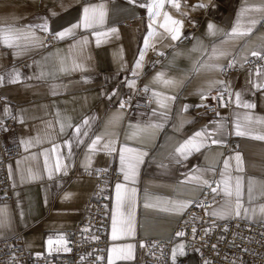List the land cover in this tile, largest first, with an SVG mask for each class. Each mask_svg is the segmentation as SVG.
Here are the masks:
<instances>
[{"label": "crops", "instance_id": "obj_1", "mask_svg": "<svg viewBox=\"0 0 264 264\" xmlns=\"http://www.w3.org/2000/svg\"><path fill=\"white\" fill-rule=\"evenodd\" d=\"M148 2L150 0H135L132 4L128 0H0V29H24L34 33L40 41L43 34L54 40L53 45L42 42V45L35 46L20 40L16 42L19 47H8L0 42V76L5 77L0 85V120L12 122L11 128L2 135V142L15 143L20 148V154L6 165L11 201L0 202V208L6 207L9 214L7 226L0 228V240L20 232L25 249L42 252L47 237L60 236L62 231L71 229L77 222L93 183L92 178L82 174L107 167L120 171L122 176L108 191V243L102 264H109V250L113 248L122 251L111 253L112 264H142L144 240L172 236V228L182 211L196 200L202 189L185 182L194 166L207 169L204 178L214 182L231 177L230 183L234 185L236 178L240 177L244 186L242 202L245 207H250L247 196L249 179L254 182L257 192L264 184V141L236 135L234 122L240 119L243 126L242 117L246 113L264 118V89L257 91L250 83L264 82V59L258 67L242 69L227 77H222L221 72L207 70L196 74L191 71L193 63L208 57L190 50L196 43L195 38L209 52L213 45H220L226 39L223 34L208 35L209 22L230 32L238 18L246 28L249 19L255 17L259 22L252 32L235 42L229 41L225 47L230 54L218 62L222 65L235 59L233 67H241L253 51L264 55V48L260 47V38L264 37V18L251 11L239 16L242 8L259 7L264 0H180L179 11L165 0V6L159 9L160 15L154 17L156 35L149 37V46L145 49L144 38L148 34L150 20L147 8L138 5ZM199 3L208 7L196 10L190 7ZM100 5L105 12L103 22L92 27L83 26V8H99ZM165 12L173 19L184 21L181 37L176 41L171 40L170 33L159 26L164 23ZM181 13H187V17ZM45 21L47 32L38 27ZM76 24L81 26L63 38L55 35ZM29 25L33 27L27 29ZM188 26H192V30H187ZM169 27H172L170 23ZM113 28L117 31L111 32ZM96 33L103 35L97 36ZM142 49L144 56L137 67L136 60L140 58ZM160 52L163 55H158ZM74 65L82 67L74 69ZM61 67L67 70L60 71ZM13 70L20 74L18 83L7 82ZM160 72L166 73L167 78L183 82L178 87H164L155 82ZM213 80L225 81L233 93L241 92L242 100L254 104L255 108H238L233 95V102L227 107H220L213 99L217 110L212 114L203 112L200 105L218 93L214 89L202 100L198 89H207ZM128 81H135V86L130 88ZM138 84L143 85V90L145 86L149 87L145 94L150 99L145 109L131 108L124 112L117 102L127 98ZM217 87L224 91L222 86ZM113 92L118 95H112ZM153 92L174 96L175 99L164 101L169 107L163 109L152 98ZM228 99L225 93L224 100ZM136 101L142 104L144 98L138 97ZM5 108L9 109L7 114ZM153 110H156V115H153ZM161 112L166 116L162 117ZM21 115L23 123L19 122ZM85 119L89 121L86 128L88 136L82 137L85 143L73 144L70 154L64 142L70 139L75 126L81 125ZM58 121L72 127H65L61 132ZM217 123L224 127L216 130ZM151 124L163 126L152 128L149 127ZM135 125L139 128L133 127ZM205 126L208 132L215 133L212 139L221 143L212 144L209 140L199 152H194L182 163L172 161L169 154ZM247 127L253 134L262 130L255 123ZM37 136L40 143L21 144V140L29 141ZM96 136L102 139L96 151L88 153L87 145ZM109 141H114L117 149L110 154L104 149V144ZM122 146L148 153L144 163L139 165L135 182L125 180L121 171L119 149ZM236 154L242 158L243 171H237ZM58 158L63 166L59 172L55 170ZM89 160L91 166L86 168L84 165ZM225 160L229 161L228 169L224 168ZM160 164L165 167H160ZM30 171L37 178H29ZM117 184L122 186V193L135 189L134 203L117 208ZM219 195L220 199L208 210L209 215L219 221L237 218L218 219L211 215L224 203L223 193ZM177 202L190 203L177 209L173 207ZM254 204H264V196L258 197ZM114 212L118 236L115 240L112 238ZM130 213L131 232H127ZM239 218L264 225V219L258 215L249 219L242 211ZM172 244L169 264H172V250L180 245H183V254L177 253L175 264H196L194 253L187 244L181 241ZM129 246V258H121L129 255Z\"/></svg>", "mask_w": 264, "mask_h": 264}, {"label": "snow or ice", "instance_id": "obj_2", "mask_svg": "<svg viewBox=\"0 0 264 264\" xmlns=\"http://www.w3.org/2000/svg\"><path fill=\"white\" fill-rule=\"evenodd\" d=\"M130 4L135 3V0H128ZM167 3L171 5L172 8L179 11L181 7L180 0H167ZM139 7H146L148 12V17L150 20V23L148 25V34L144 38V47L145 49L149 46V37L155 36L156 33L153 29V25L156 23L154 17L159 16L160 12L159 9L163 8L165 6V0H150L147 4H139ZM193 10L199 9V8H207L208 5L204 3H199L196 5L190 6ZM254 12L259 13L261 18H264V2L261 3L259 7H255L252 9H249L247 7H244L241 9L239 16H244L248 12ZM54 14V13H53ZM181 15L187 17V13H181ZM105 16V12L103 11V5H100L99 8L97 7H84L83 8V17L81 20V24L85 27H92L93 25L97 23H102ZM259 21L253 17L249 19L248 21V27H242L239 18L237 19L236 23L232 26L230 32H226L223 29L218 28L215 24L209 22L207 25L208 29V35L210 36H216L223 34L226 39L221 42L220 45H213L211 47V51L209 52L207 47L202 44V42L198 39H196V43L193 45V48L190 50V52H199L201 56H204L207 54L206 60H197L193 63L191 71L199 74L204 70L207 71H217V72H224L227 69L222 66L218 61L221 57L229 55V49L228 47H225V45L229 44V41L235 42L237 40H240L244 37H246L249 33L252 32V29L255 27V25ZM169 23L172 25V27H169ZM81 24L73 25L71 28L66 29L65 31L58 32L55 35L59 38H63L65 35L72 33L75 28H78L81 26ZM195 24V22H193ZM161 28H164L167 32L171 35V40L176 41L181 37V30L184 26V21L173 19L169 13H164V23L159 25ZM33 26L29 25L26 26L27 29H31ZM38 27L44 31L47 32V23L46 21L42 23L41 25H38ZM117 30L115 28L111 29V32H116ZM97 36L103 35L102 33H96ZM261 44L260 47L264 48V37H261ZM25 40L28 43L32 44L33 46L37 44L42 45V41H40L39 37H36L34 33L31 31H25L24 29H13L9 28L7 30L0 29V42H3L8 47H19V44L16 43L17 41ZM99 43V40L97 41ZM158 55H163V52L158 53ZM252 56L259 57L260 59H264V55L261 54V52L253 51L251 53ZM144 56V49L140 50V58L136 60V66L139 67L141 64V61ZM236 63V60L233 59L228 62L227 68H232ZM82 67V65H74V69ZM67 69L64 67H61L60 71H66ZM135 75V71H134ZM261 75L260 70H257V76L259 77ZM44 74H41V77H43ZM186 78V77H185ZM5 81L4 76H0V85H2ZM20 81V74L18 71L13 70L12 73L8 75V83H18ZM87 82V81H86ZM155 82L158 84L163 85L164 87H178L183 81H177L175 79L167 78L166 73L160 72L157 73L155 77ZM251 83V86L255 88L257 91L264 89V82L260 83ZM128 86L130 88L135 86V81H128ZM222 86L224 88V91L221 92L220 89L217 86ZM217 91V96L212 97L214 100L217 101L218 105L220 107H227L229 104H231L233 101L231 100V97L235 96V104L236 106L245 108V109H252L255 108V105L250 102H245L242 100V93L241 92H235L233 93L231 91L230 85H227L225 81L222 80H213L210 81L208 84L207 89L201 88L198 89V94L201 96V99H206V93L211 92L212 90ZM144 92L149 91V87L145 86ZM225 93L228 95L229 99L224 100ZM55 94V92H53ZM112 95H118V93L113 92ZM152 98L156 99L157 104L160 108L167 109L169 106L164 101H171L174 100V96H164L162 93L153 92ZM111 99V96L109 97ZM128 103V101H120V107L124 108L125 104ZM201 107H206L207 105H200ZM184 110H187V106H184ZM9 111L8 108L4 109V112L7 114ZM156 110H153V115H156ZM162 117L166 116L165 112L159 113ZM59 115V113H57ZM217 115L219 113L217 112ZM239 115V114H237ZM242 120L245 122V124L242 126L240 119H237V121L234 122V128H235V134L238 136H249L251 139L264 141V118L259 117H253L249 114H244L242 117ZM19 122L23 123V117L22 115L19 117ZM187 122V121H184ZM61 123V132L65 130V127H72L71 124L65 125L62 122ZM183 123V122H182ZM257 124L260 125L262 130L257 132L256 134H253L252 129L247 127V125L251 124ZM89 125V121L85 119L81 125H76L74 128V132L72 133L70 139L66 140L65 146H67L70 150L71 154V148L73 144L79 145L81 143H85L82 137L88 136V131L86 130L87 126ZM162 124H151L149 127L152 128H160L162 127ZM135 128H139V125L133 126ZM224 127L223 124L217 123L216 124V130L222 129ZM82 129H84L82 131ZM4 131H8V129L5 127L3 129ZM214 132H208L207 126L202 128L199 131H195L192 136H190L188 139L184 140L182 143L179 144L178 147L175 148L173 153H170V158L172 161L176 163H182L183 161L187 160L190 155H192L194 152H199L201 147L205 146L206 143L210 140L212 144H219L221 141L217 139H212V136L214 135ZM130 139L133 137H129ZM102 137L96 136L95 139L91 140V143L87 145L88 153L95 152L96 146L100 143ZM41 142V139L39 136L36 138H33L29 141L21 140V144H38ZM104 149L109 152L116 151L117 149L114 147V141H109L108 143L104 144ZM56 151V146L53 148V152ZM148 155L147 152L138 151L134 148H129L126 146H122L119 149V157H120V164H121V171L124 172V179L125 180H132L135 182V177L138 173L139 165L144 163V157ZM87 159V154H86ZM234 159L237 162V171H243L242 168V158L240 154H236ZM45 166L47 167V159L45 160ZM86 168L90 167V160L88 163L84 165ZM62 164L57 159L55 170L57 172L61 171ZM160 167H165V165L160 164ZM224 168H229V161H224ZM208 171L207 169H201L198 166H194L189 173L186 176V181L188 183H194L197 186L201 188H210L211 192L214 194H219L220 192L223 193L225 200L223 205L217 210H214L211 215L216 216L218 219H224L226 217H240L241 212L243 211V214L246 218L251 219L253 216H259L260 218L264 219V204L255 205L254 202L256 199L260 196H264V184H262L257 192L255 188L254 182L249 179L247 184V196H248V203L250 207H245L244 203L242 202V196H243V184L240 177H237L235 180V184L232 185L230 183L231 177H228L226 179H222L221 181H217L216 187H212V181L209 179L204 178V172ZM221 176L224 177L225 173H221ZM29 178L35 179L37 178L34 173L30 171ZM121 185H116L117 190V208L124 206L125 204L131 205L134 203V197H135V189L125 190L123 193L121 192ZM68 197L66 196L65 199ZM190 202H177L173 205L174 208L181 209L187 206V204ZM203 202L199 206H202ZM147 206V205H146ZM9 222V214L7 211V208H0V228L7 226ZM124 231V229H121ZM127 232H131V213L129 214V226L126 230ZM195 229H193V232L195 233ZM227 231V229H225ZM207 234V232L205 233ZM177 236H184L183 232H177ZM113 240L117 239V220H116V214L114 212L113 214ZM59 243L63 244L64 240L63 237L59 238ZM49 245L53 243L51 239L48 241ZM143 246V245H142ZM213 249L216 248V245H212ZM65 251L68 249L65 248ZM120 249H110L109 250V264H112V256L111 253L113 252H121ZM131 252V246H129V255L122 256L121 258L127 259L130 256ZM179 252V254H183V245H180L178 248H174L172 250V264H175L176 255ZM83 259V257H82ZM204 264H210L208 260L204 261ZM230 264H235V261L230 262Z\"/></svg>", "mask_w": 264, "mask_h": 264}, {"label": "built area", "instance_id": "obj_3", "mask_svg": "<svg viewBox=\"0 0 264 264\" xmlns=\"http://www.w3.org/2000/svg\"><path fill=\"white\" fill-rule=\"evenodd\" d=\"M187 30H192V26H188ZM41 41L44 45L54 44V40L47 34L41 36ZM227 64L228 61L222 64L227 69L221 72L222 77L236 74L242 69L258 67L262 64V59L251 56L241 63V67L227 68ZM138 97H143L144 103H138L136 101ZM212 97H208L204 103L207 106L201 108L203 112L212 114L217 110ZM149 99L150 96L143 91V85L138 84L127 98L120 99L117 103L120 106V101H128L122 108L124 112H128L131 108L145 109ZM11 126L12 122L9 119L0 120V202L11 201L6 165L20 154L18 145L2 142V135L5 132L3 129L5 127L10 129ZM82 176H89L93 183L74 227L62 231L60 236L47 237L40 253L29 252L24 248L20 232L1 239L0 264L103 263L108 243V191L110 186L121 178L122 173L107 167L102 170H90ZM212 182V187H216V183ZM219 197L220 195L212 193L210 188H202L196 200L182 211L172 228L171 237L144 240L142 264H169L172 243L175 241L187 244L194 253L196 264H204L205 260L210 264H230L232 261H235V264H264V225L251 223L239 217L219 221L210 216L208 210L220 199ZM201 202L203 204L199 206ZM193 229L196 230L195 233ZM177 232H183L184 236H177ZM60 237H63V244L58 242ZM49 239L53 241L51 245L48 243ZM212 245H216V248L213 249ZM65 248L68 250L65 251Z\"/></svg>", "mask_w": 264, "mask_h": 264}]
</instances>
